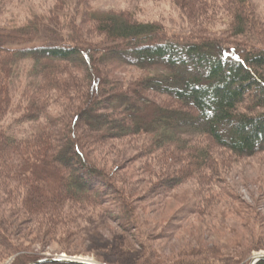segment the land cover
Returning a JSON list of instances; mask_svg holds the SVG:
<instances>
[{
    "label": "trees",
    "instance_id": "1",
    "mask_svg": "<svg viewBox=\"0 0 264 264\" xmlns=\"http://www.w3.org/2000/svg\"><path fill=\"white\" fill-rule=\"evenodd\" d=\"M76 1L82 23L70 24L66 38L58 39L66 26L56 18L42 21L48 28L40 46H27L35 35L29 31L35 33L37 27L0 28V206L12 200L17 211L39 221L57 219L78 206L106 211L112 201L120 206L123 230L138 231L127 201L131 191L123 194L116 186L130 188L132 177L118 182L93 153L119 142H141L136 152L147 164L139 175L157 177L161 195L189 182L200 185L212 175L221 180L214 151L196 143L199 138L229 157L264 156V24L250 0L231 3L230 20L218 27L188 28L185 36L169 35L163 26L131 15L101 14L86 0ZM190 5L180 7L194 10ZM85 23L92 26L89 35L83 33ZM26 60L34 65L25 77L18 64ZM115 64L140 75L115 78L107 72ZM71 69L80 77L69 73ZM64 74L73 84L62 79ZM47 90L69 102L74 93L78 102L56 116L44 96ZM12 114L16 116L5 125ZM25 125L33 126L19 137L16 131ZM160 156L165 161L161 166L154 163ZM0 219L7 226L4 212ZM0 230L4 260L18 246ZM233 254L209 264H233ZM140 264L156 263L146 258Z\"/></svg>",
    "mask_w": 264,
    "mask_h": 264
},
{
    "label": "rangeland",
    "instance_id": "2",
    "mask_svg": "<svg viewBox=\"0 0 264 264\" xmlns=\"http://www.w3.org/2000/svg\"><path fill=\"white\" fill-rule=\"evenodd\" d=\"M234 1L84 2L101 14L116 12L131 15L139 22L163 26L169 35L185 36L189 34L188 28L200 31L208 24L218 27L220 21L230 20L229 8H232ZM250 1L252 11L264 24V0ZM76 3V0H0V28L37 27L38 33L29 31L35 35L32 36L33 43L27 46H40L45 43L40 41L46 38L44 33L48 28L42 21L56 18L60 25L66 26L58 39L66 38L71 34L73 26L69 27L70 24L75 23L78 27L82 23L78 14L81 12L78 10L80 4ZM183 3L194 7V10L184 11L180 7ZM58 15L61 17L58 18ZM91 27L85 23L83 33L89 35ZM61 28L63 30L64 27ZM93 36H96L95 40L99 39L95 33ZM18 65L25 70L26 77L32 72L34 63L26 60ZM68 71L74 77L81 75L73 69ZM107 72L119 79L140 75L137 69H128L119 64L110 65ZM64 75L62 79L73 84L68 75ZM22 78L24 80V76ZM44 96L51 101L48 106L56 116L66 114L79 98L73 93L69 102L65 95L58 96L55 91L48 90ZM15 116L7 117L4 124H10ZM31 126L25 125L20 131L17 130L19 137L28 134L27 129ZM140 143L119 142L114 147L108 145L92 154L102 169L111 173L118 182L127 179V176L132 177L133 185L130 188L118 183L116 186L123 194L131 191L132 196L127 201L132 207L131 216L138 219V231L136 228L129 229V232L123 230L125 222L118 218L120 206L112 201L105 206L106 211L78 206L57 219L43 218L38 221L32 215L17 211L16 204L10 200L0 206V213L4 212L7 216V226L0 219V228L6 230L11 243L18 246V252L8 254L7 258L0 260V264H21L23 260L30 262L28 264L44 260L46 262L42 264H54L62 263L57 262L62 259H88L97 264H140L146 258H152L156 264L192 261L195 264H209L211 259L233 252L237 258L233 264H250L254 256L264 254V156L258 155L250 160L229 157L228 153L215 150V145L209 140L199 138L196 143L210 146L214 151L215 163L221 169V180L217 181L212 175L202 179L200 185L189 182L176 192L161 195V192H156L157 177L151 179L139 175V170L147 164L136 152L142 147ZM160 159L161 156L150 163L154 161L161 166L165 161Z\"/></svg>",
    "mask_w": 264,
    "mask_h": 264
},
{
    "label": "water",
    "instance_id": "3",
    "mask_svg": "<svg viewBox=\"0 0 264 264\" xmlns=\"http://www.w3.org/2000/svg\"><path fill=\"white\" fill-rule=\"evenodd\" d=\"M260 261H264V254H258L256 256H254L251 261H250V264H257L259 263ZM46 262V260L44 261H39L35 264H42ZM52 262H54V260H52ZM57 262H62V263H74V264H97V263H94V262H90V261H78L76 259H62V260H59Z\"/></svg>",
    "mask_w": 264,
    "mask_h": 264
},
{
    "label": "bare ground",
    "instance_id": "4",
    "mask_svg": "<svg viewBox=\"0 0 264 264\" xmlns=\"http://www.w3.org/2000/svg\"><path fill=\"white\" fill-rule=\"evenodd\" d=\"M78 261H90L88 259H77Z\"/></svg>",
    "mask_w": 264,
    "mask_h": 264
}]
</instances>
